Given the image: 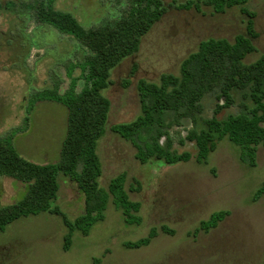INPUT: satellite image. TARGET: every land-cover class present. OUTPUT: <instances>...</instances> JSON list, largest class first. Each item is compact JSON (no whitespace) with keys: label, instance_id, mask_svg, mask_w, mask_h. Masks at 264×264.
<instances>
[{"label":"rangeland","instance_id":"374dc122","mask_svg":"<svg viewBox=\"0 0 264 264\" xmlns=\"http://www.w3.org/2000/svg\"><path fill=\"white\" fill-rule=\"evenodd\" d=\"M161 1L163 15L143 38L139 52L112 71V85L103 92L112 105L108 131L98 145L101 187L108 188L111 179L126 173L125 189L131 201L141 204V223H128L111 198L105 220L89 236L75 232L65 251L68 230L59 216L23 217L0 232V264H264V195L254 201L264 185V146L258 149L255 168L240 162L239 150L228 140L219 143L207 164H200L195 145L185 140L192 122L183 120L169 131L164 122L161 132L168 131L175 150L189 152L191 160L167 165L153 158L142 164L134 145L110 131L141 115V80L158 84L163 74L179 76L182 61L204 41L233 42L247 35L248 16L238 7L226 10L221 0ZM41 3L54 4L83 28L92 29L120 19L130 0H0V140L11 142L29 161L54 164L60 160L68 127V110L54 99L70 85L77 84L78 92L85 87L83 56L72 37L39 24L29 13L31 5ZM249 8L255 14L257 52L245 59L246 64L264 55V0H250ZM132 62L140 66L136 77L127 73ZM45 96L47 100L37 102ZM217 96L203 100L200 128L221 103ZM238 112L235 105L222 113L226 117ZM165 138L166 134L163 145ZM146 140L149 144L152 138ZM58 181L54 205L74 220L84 212V194L63 175ZM27 191L24 183L0 177V207L18 203ZM219 211L228 216L210 232L201 231V222ZM163 227L174 234L163 233ZM153 228L159 235L149 246L125 247L147 237Z\"/></svg>","mask_w":264,"mask_h":264},{"label":"trees","instance_id":"16d2710c","mask_svg":"<svg viewBox=\"0 0 264 264\" xmlns=\"http://www.w3.org/2000/svg\"><path fill=\"white\" fill-rule=\"evenodd\" d=\"M221 1L226 10L238 7L248 16L247 35H239L233 42L227 39L204 41L197 52L183 61L179 76L163 75L158 84L140 81L141 115L132 122L110 127L112 133L134 145L138 151L136 158L142 164L153 158L167 165L189 162L192 155L178 153L168 131L173 126H180L183 120H190L193 129L185 140L195 145L198 163L207 164L219 143L228 140L239 150L242 164L250 168L257 166L258 149L264 146V55L254 63H245L249 55L257 52L253 42L257 38L252 20L254 14L244 6L248 0ZM31 6L29 13H34L39 24L53 27L77 43L83 56L81 80L85 87L78 92L77 84L70 85L54 99L68 110L67 134L59 162L34 163L23 158L11 142L0 140V177L14 179L28 187L21 201L0 207V232L23 217L42 213L56 215L68 230L64 238V250L68 251L75 232L89 236L93 227L105 220L111 198L128 223H141L137 216L141 204L131 201L125 189L126 173L111 179L106 189L100 185L103 169L98 145L108 131L112 107L103 92L112 85V71L139 51L143 37L161 19L164 9L160 0H130L120 19L85 29L71 14L57 10L54 4ZM74 80L77 82L80 78ZM215 93L221 103L200 128L199 118L204 112L202 102L206 96ZM47 99L46 96L37 98V102ZM235 105L239 108L238 114L223 117L222 112ZM164 122L169 123V128L162 133L159 128ZM164 134L166 145L162 140ZM145 138H152L151 143L148 144ZM60 175L76 183L84 194V212L74 220L54 205L58 199ZM263 195L264 185L255 193L254 201ZM226 216L227 211L215 212L207 221L201 222L199 229L208 233ZM162 231L174 234L167 227ZM158 235L157 229L153 228L147 237L127 242L125 247L132 250L147 247Z\"/></svg>","mask_w":264,"mask_h":264},{"label":"flooded vegetation","instance_id":"af4514ba","mask_svg":"<svg viewBox=\"0 0 264 264\" xmlns=\"http://www.w3.org/2000/svg\"><path fill=\"white\" fill-rule=\"evenodd\" d=\"M160 1H161V0H160ZM161 2H162V1H161ZM249 2H250V0H248L247 3H246L245 5H247V9L250 11V8H249ZM163 4H164V3L162 2V5H163ZM250 12H251V11H250ZM242 13H243V12H242ZM251 13H253V12H251ZM243 14H245V13H243ZM253 14H254V13H253ZM245 15H246V14H245ZM254 17H255V14H254ZM254 17L252 18L253 22H254ZM247 22H248V21H247ZM254 27H255V22H254ZM148 33H149V32H148ZM146 35H147V34H146ZM146 35H145V36H146ZM145 36H144V37H145ZM144 37H143V38H144ZM142 40H143V39H142ZM141 42H142V41H141ZM139 49H140V48H139ZM138 52H139V51H138ZM138 52H137V53H138ZM131 57H132V56H131ZM128 58H129V57H128ZM128 58H126V59H128ZM126 59H125V60H126ZM125 60H124V61H125ZM124 61H122L121 63H123ZM183 61H184V60H183ZM183 61H182V63H183ZM121 63H120L117 67H119V66L121 65ZM182 63H181V65H182ZM117 67H116V68H117ZM135 67H136V69L134 70ZM116 68H115V69H116ZM139 68H140L139 65H135V64H133V62H132V66L129 67L128 72H127L128 75H133V76L136 77V74H137V71L139 70ZM115 69H114V70H115ZM114 70H113V71H114ZM112 73H113V72H112ZM163 75H166V74H163ZM163 75H162V76H163ZM162 76L160 77V80H161ZM141 81H142V80H141Z\"/></svg>","mask_w":264,"mask_h":264},{"label":"water","instance_id":"95a60500","mask_svg":"<svg viewBox=\"0 0 264 264\" xmlns=\"http://www.w3.org/2000/svg\"><path fill=\"white\" fill-rule=\"evenodd\" d=\"M224 102V101H223Z\"/></svg>","mask_w":264,"mask_h":264}]
</instances>
